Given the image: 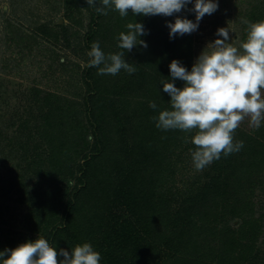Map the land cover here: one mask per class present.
<instances>
[{
    "label": "trees",
    "instance_id": "trees-1",
    "mask_svg": "<svg viewBox=\"0 0 264 264\" xmlns=\"http://www.w3.org/2000/svg\"><path fill=\"white\" fill-rule=\"evenodd\" d=\"M96 1L95 6L100 7V0L99 5ZM192 6L189 4L187 8ZM109 13L114 14L109 16V22L104 19L100 22L95 7H90V29L84 35L88 50L96 37H103L106 28L112 29L117 23V12ZM191 14L182 10L176 15L190 20ZM250 14L264 20V0H256ZM174 19L175 16H163L155 21L156 15L144 17L141 24L147 34L139 39L145 41L147 48L137 45L125 52L126 61L137 66L135 86L129 84L131 74L127 73V94L120 95L110 85L104 90L103 83L94 81L90 67L85 68L83 80L89 89L83 98V108L79 102L73 107L79 109L76 124L69 122L72 109L68 98L49 92L47 99L55 100L52 113L58 117L67 143L72 136L74 145H79L81 140L82 147L86 144L89 150L79 162L81 167L69 169L71 176L76 174L72 188L69 189L66 179L52 176L49 187H36L29 194L25 200L31 209L29 216L44 220L48 230L45 239L50 246L71 251L76 244L90 243L101 254L100 264H264V238L259 239L264 211L256 208L258 193L264 188V123L259 129H253L247 119L242 122L235 130L234 142L243 141V147L226 157L222 154L201 174L193 162L189 163L195 146L185 142L186 134L155 126L152 118L168 109L169 102L155 101L157 108L152 109L145 100L158 96L155 89L163 88L165 57L174 43L170 40L169 49L162 43L156 46L155 61H151V48L154 51L153 44L162 42L168 31L166 22ZM186 35L183 44L187 41ZM117 44L118 39L114 46L121 51ZM186 44L179 49L189 48L182 55L185 54V63L191 65L186 68L190 71L192 47L191 42ZM168 81L177 88L183 87L179 79ZM106 92L111 95L104 98ZM131 92L133 95H129ZM120 96L135 98L132 102L128 100L132 104L122 110L116 102L126 100ZM73 127L75 132L66 131ZM138 131L141 137L137 153L124 165L85 166L92 155L105 157L112 139L117 143L119 154L133 152V137ZM89 132L94 143L87 139ZM153 156L164 157L161 165L146 167ZM176 169L183 180L175 186L176 180L170 183L174 175L169 177V173ZM59 181H63V187ZM51 198L59 202L54 205ZM69 228L73 229L68 234L69 243L61 247ZM37 237L40 236L27 241Z\"/></svg>",
    "mask_w": 264,
    "mask_h": 264
},
{
    "label": "rangeland",
    "instance_id": "rangeland-1",
    "mask_svg": "<svg viewBox=\"0 0 264 264\" xmlns=\"http://www.w3.org/2000/svg\"><path fill=\"white\" fill-rule=\"evenodd\" d=\"M255 1L215 0L218 3V10L211 15L206 14L199 21L198 29L189 34L190 36L185 34L188 36L186 43L191 42V64L208 43L222 39L216 35L218 28L227 27L232 39L230 42L238 46L247 33V25L240 22L241 18H246L250 22L260 21L258 16L250 14L253 12ZM96 2L99 5V1ZM110 15L112 17L114 14L109 13L106 16L99 14L100 22L103 19L109 22ZM144 17L146 16H133L129 12L127 17L121 18L117 13V23L112 29L106 28L104 36L96 37L95 41L99 42L105 54L115 53L117 50L114 41H117L120 32L127 31L126 24L134 21L141 23ZM162 17L156 15L155 21ZM190 20L195 22L194 12ZM90 21V6L82 0H0V251L15 248L32 237L47 238L48 230L44 227V220L29 216L31 209L25 200L36 187H49L52 176L66 179L69 189L72 188L76 183V174L71 176L69 169L73 167L77 170L81 167L79 162L89 150L86 144L84 148L82 147L81 140L79 145H74L72 136L68 138L70 144L67 143L65 131L58 122V117L52 113L54 111L52 103H55V100L54 98L48 100L47 95L52 92L67 97L70 105L67 106L72 109L69 122L72 124L78 122L76 117L79 109L73 107L75 102H79L80 108H83V98L89 89L83 80V74L90 60L87 55L90 50L84 43V35L90 29ZM167 30L161 39L162 42L153 44L154 51L151 48L153 53L151 61H155L156 46L162 43L169 49L172 45L170 40L174 43V47L165 57L163 81L171 78L169 64L173 59L178 60L185 68L191 66L185 63V54L182 55L189 52V48L186 46L183 52L179 49L180 46L187 45L182 41L184 35L170 39L169 29ZM90 69L94 81L103 83L104 90L110 85L115 87V91L120 95L128 93L129 89L126 87L129 78L125 71L121 70L113 76L98 75L97 68ZM135 81L136 72L131 74L129 84L135 86ZM132 92L129 95H133ZM154 92L158 96L145 99L148 103L169 101L170 97L163 88L155 89ZM103 95L106 98L111 94L106 92ZM134 98L135 96H120V99L126 101L121 100L116 104L123 110L132 104ZM69 130L75 132L76 127L68 128L66 131ZM140 137L138 131L133 137L131 150L134 151L128 150L125 155L119 154L117 143L112 139L107 155L105 157L99 154L92 155L91 161L89 159L85 166L124 165L131 155L137 153V142ZM87 139L94 143L90 132ZM151 140L153 141V138ZM78 148L80 151L76 153ZM92 149L95 150L94 147ZM163 159L164 157L153 156L146 167H158ZM191 159L189 163H192ZM204 169L200 171L201 174ZM262 174L264 184V171ZM172 175L174 176L171 178V184L175 180V186L182 182L183 177L177 173V169L173 173L170 171L169 177ZM158 183L162 185L163 182ZM58 184L63 187V181H59ZM258 199L256 208L264 211V188L258 193ZM51 200L54 205L59 202L55 198ZM57 209L61 212L63 210L59 207ZM259 214L257 211L256 215ZM262 218V234L259 239L264 238V215ZM71 230L73 229L69 228L65 231L61 247L69 243L68 234Z\"/></svg>",
    "mask_w": 264,
    "mask_h": 264
},
{
    "label": "clouds",
    "instance_id": "clouds-1",
    "mask_svg": "<svg viewBox=\"0 0 264 264\" xmlns=\"http://www.w3.org/2000/svg\"><path fill=\"white\" fill-rule=\"evenodd\" d=\"M86 3L105 16L109 11H116L121 18L129 12L133 16H175L174 22H166L170 39L193 33L206 14L218 10L215 0H100V7L95 6V0ZM189 4L193 5L191 9L187 8ZM182 10L194 12L195 22L176 15ZM240 22L247 25V33L238 46L230 42L227 27L218 28L216 35L222 39L208 43L190 71L178 60L170 62L172 81H183V87L177 88L168 80L162 82L170 107L152 119L158 129L186 134L185 142L195 146L191 158L196 171H202L222 154L226 157L243 147V141L234 142V133L246 119L253 129L264 123V20L241 18ZM125 27L127 31L117 37L121 51L105 54L98 41L91 44L88 66L97 68L98 75L137 71L133 63L126 61L125 52L137 45L147 48L139 39L147 32L135 21ZM149 107L156 109L157 104L150 102ZM100 260L101 254L90 243L76 244L69 251L50 246L42 236L0 251V264H100Z\"/></svg>",
    "mask_w": 264,
    "mask_h": 264
}]
</instances>
